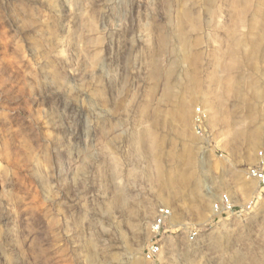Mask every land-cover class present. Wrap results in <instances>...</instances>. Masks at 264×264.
<instances>
[{
	"label": "rangeland",
	"instance_id": "374dc122",
	"mask_svg": "<svg viewBox=\"0 0 264 264\" xmlns=\"http://www.w3.org/2000/svg\"><path fill=\"white\" fill-rule=\"evenodd\" d=\"M259 149L264 0H0V264H264Z\"/></svg>",
	"mask_w": 264,
	"mask_h": 264
},
{
	"label": "built area",
	"instance_id": "2783aa9c",
	"mask_svg": "<svg viewBox=\"0 0 264 264\" xmlns=\"http://www.w3.org/2000/svg\"><path fill=\"white\" fill-rule=\"evenodd\" d=\"M193 128L197 135L202 136L203 125L207 121V113L203 109L196 107L195 113L192 118ZM256 162L249 165L245 169V178L254 180L259 189L258 195H264V149H259L255 152ZM254 197L246 205L235 204L227 193H223L211 203V209L214 215L219 217V214L237 215L241 216L248 212L250 205L254 202ZM172 212L169 208H161L153 219L151 230L153 233L158 234L162 231L165 224L170 220ZM196 231L189 233V239L193 240L196 236ZM160 254V246L158 243L150 244L143 253L147 260H152Z\"/></svg>",
	"mask_w": 264,
	"mask_h": 264
},
{
	"label": "crops",
	"instance_id": "0c3cea01",
	"mask_svg": "<svg viewBox=\"0 0 264 264\" xmlns=\"http://www.w3.org/2000/svg\"><path fill=\"white\" fill-rule=\"evenodd\" d=\"M230 70L233 71L235 74H236L237 72H239V70H238L237 67H232V69L230 68ZM227 164H229V163H227ZM225 165H226V163H225ZM228 169H229L230 173H233V172H231V168H230V167H229ZM223 193H227V192H226V187H225V186H223V192H222L221 194H223ZM221 194H219V195L217 196V199H218V197L220 198V195H221ZM217 199H215V200H217ZM209 210H210V213L214 215L213 210L211 209V206H210V209H209Z\"/></svg>",
	"mask_w": 264,
	"mask_h": 264
}]
</instances>
